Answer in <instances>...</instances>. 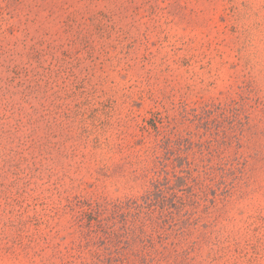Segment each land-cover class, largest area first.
<instances>
[{
  "label": "rangeland",
  "instance_id": "obj_1",
  "mask_svg": "<svg viewBox=\"0 0 264 264\" xmlns=\"http://www.w3.org/2000/svg\"><path fill=\"white\" fill-rule=\"evenodd\" d=\"M0 264H264V0H0Z\"/></svg>",
  "mask_w": 264,
  "mask_h": 264
},
{
  "label": "trees",
  "instance_id": "obj_2",
  "mask_svg": "<svg viewBox=\"0 0 264 264\" xmlns=\"http://www.w3.org/2000/svg\"><path fill=\"white\" fill-rule=\"evenodd\" d=\"M155 188V186H154ZM162 191L156 187L154 192H147L142 197V203L139 204L136 200H129L124 204H118L113 206V213L111 217H102L100 209L90 210L88 212L87 226L92 233L100 234V242L109 250L108 261L114 260L113 254L116 255V259L123 262L127 260L125 257L127 252H131L133 247L145 249V243H150V239L147 237V230L145 225V199L151 200L152 197L161 194ZM165 212V210L161 211ZM162 214V213H161ZM172 218L170 212L165 213V216ZM119 219L120 227H116V220ZM138 222V224H136Z\"/></svg>",
  "mask_w": 264,
  "mask_h": 264
}]
</instances>
